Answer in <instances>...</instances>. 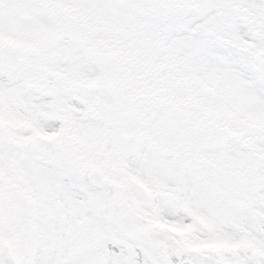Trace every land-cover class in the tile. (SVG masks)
Instances as JSON below:
<instances>
[{
  "label": "snow or ice",
  "instance_id": "snow-or-ice-1",
  "mask_svg": "<svg viewBox=\"0 0 264 264\" xmlns=\"http://www.w3.org/2000/svg\"><path fill=\"white\" fill-rule=\"evenodd\" d=\"M0 264H264V0H0Z\"/></svg>",
  "mask_w": 264,
  "mask_h": 264
}]
</instances>
